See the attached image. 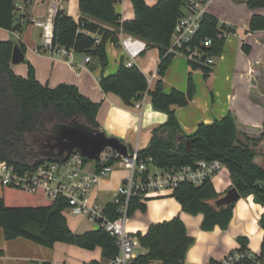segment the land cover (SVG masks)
I'll use <instances>...</instances> for the list:
<instances>
[{"label":"trees","instance_id":"16d2710c","mask_svg":"<svg viewBox=\"0 0 264 264\" xmlns=\"http://www.w3.org/2000/svg\"><path fill=\"white\" fill-rule=\"evenodd\" d=\"M118 1L78 0L80 17L77 22L63 9L57 10L53 18V45L92 55L102 69L107 66L104 44L108 39L118 42L120 32L145 40L147 48L156 47L160 60L156 67L158 78L152 87H148L147 77L136 64L127 66L124 61L114 74L101 73L99 77L100 89L118 95L125 105L134 107L146 93L152 107L166 113V121L151 129L147 145L138 150L139 156L153 158L152 164L162 170L195 166L201 159H220L230 173L231 186H235L241 195L252 193L255 201L264 204V147L260 146L264 139V124L255 134H247L237 129L233 115L227 113L211 124L200 123L192 135L183 134L174 107L183 106L192 98V71L200 69L204 76L210 75L212 67L206 65L202 57L197 62L184 53L190 66L186 92L174 88L169 93L162 91L165 70L177 54L170 50L171 39L184 0H158L151 6L144 0H130L134 11L131 20H122L114 10ZM246 4L249 8L264 7V0H246ZM248 24L252 32L264 31V16L254 14ZM21 26L16 0H0V28L17 31ZM200 26L190 48L198 46L205 54L217 56L224 43L217 33L234 31V28L219 25L217 18L207 12ZM96 37H99L98 42ZM205 37L212 42L209 47L201 42ZM12 47L11 40L0 42V161L13 164L22 171L42 162L34 152L32 142L37 135H47V126L53 122L65 124L72 118H80L90 127L99 128L96 121L99 104L82 95L73 84L62 83L52 88L42 85L34 78L31 66L25 77L17 76L10 64ZM19 48L25 49L20 42ZM244 49L248 50L247 45ZM172 190L184 212L202 215V230H211L215 226L225 229L229 224L234 203L217 208L213 201L219 194L210 179H204L200 185L181 182ZM106 206L114 208L110 203ZM65 207L64 200L51 201L41 189L30 193L14 185H1L0 228L4 239L25 237L49 248L63 242L86 250L99 249L101 260L117 253L114 238L100 228L82 234L71 231L62 213ZM127 207V215L137 207L145 209L139 193L129 199ZM258 220L264 233V213ZM136 236L144 251L137 255L134 264H186L185 253L193 242L186 234L184 223L176 216L155 222L144 234L138 232ZM238 241L244 247L247 244L246 237H238ZM98 262L93 261L94 264ZM41 264L50 263L44 261ZM204 264H220V261L209 259Z\"/></svg>","mask_w":264,"mask_h":264},{"label":"crops","instance_id":"0c3cea01","mask_svg":"<svg viewBox=\"0 0 264 264\" xmlns=\"http://www.w3.org/2000/svg\"><path fill=\"white\" fill-rule=\"evenodd\" d=\"M144 1L151 6L158 0ZM206 1L205 11L215 16L219 25L233 27L234 31H230L224 38L220 53L214 57L209 76H204L200 69L191 72L194 93L187 104L174 107L177 123L183 134L189 136L195 133L200 123L211 124L231 113L239 131L255 134L264 124V31L252 32L248 23L254 14L264 16V7L249 8L246 0ZM62 3L64 12L77 22L80 17L78 0H62ZM16 4L21 29L0 28V42L11 40L13 46L19 47L20 42L25 47L23 60L16 65L12 64L13 72L25 77L31 66L34 78L42 85L50 88L62 83L75 85L82 95L99 104L96 121L101 130L108 136L126 142L128 150L135 145L139 149L144 148L151 129L166 121V113L154 109L146 93L139 107H131L125 105L118 95L105 93L99 86L101 73L114 74L120 62H126L127 56L120 40L128 34L120 32L116 43L110 39L105 42L107 66L102 69L92 55H89V61L83 62L84 54L72 52L69 56H62L42 47L41 31L31 20L33 17L43 19L47 15L49 0H31L27 3L16 0ZM114 10L121 15L122 20L134 17L130 0L118 1L114 4ZM140 40L146 44L145 40ZM246 45L247 51L244 49ZM159 60L158 49L148 47L133 59V63L149 79L150 74L156 71ZM189 71L188 59L183 54H175L165 70L162 91L169 93L174 88L181 93L186 92ZM155 76L149 81V88L158 78ZM260 146L264 147V139ZM226 172L229 173L227 169ZM124 174L123 169L119 173L113 171L100 180L93 190L95 198L98 196V187L104 188L110 184L117 187ZM210 182L219 195L232 184L226 173L212 177ZM112 191L104 203L111 200ZM172 192L171 189H163L149 194L141 201L145 207L142 216L138 215L140 217L126 222L127 230L144 234L149 225L155 222L179 217L185 225L186 234L193 238L185 253L186 264H204L209 259L220 261L226 252L240 245L238 237L247 238L248 249L260 247L263 229L258 218L264 213V204L255 201L252 193L243 197L240 194L235 200L230 222L225 229L215 226L211 230H202V215L184 212ZM67 218H75L77 222L80 218L73 215L66 217L67 225L74 231L75 228L68 224ZM100 259L99 249L86 250L75 244L57 242L49 248L25 237L7 241L0 228V264H41L44 261L50 264H87Z\"/></svg>","mask_w":264,"mask_h":264},{"label":"built area","instance_id":"2783aa9c","mask_svg":"<svg viewBox=\"0 0 264 264\" xmlns=\"http://www.w3.org/2000/svg\"><path fill=\"white\" fill-rule=\"evenodd\" d=\"M205 2L207 1L184 0L182 13L174 23L170 50L177 54L188 53L189 58L197 62L202 57L206 65L212 66L215 56L205 54L198 46L190 48L200 30V21L206 13ZM59 9H63L62 0H49L47 15L43 19L33 17L31 22L41 31L42 47L50 53L58 52L62 56H69L73 52L71 49L53 45V18ZM228 33L230 31H220L217 37L224 40ZM96 40L98 42L99 38ZM201 42L206 47L212 43L207 37ZM120 44L127 56V66L133 65V59L147 48L142 40L130 35L123 37ZM89 60L90 56L84 54L83 62ZM155 75L156 71L150 74L148 83L156 77ZM139 104L140 101L135 102L134 107H139ZM138 150L135 145L124 156L106 148L98 160L86 159L79 153H72L65 161L43 160L36 166L22 171L13 164L0 161V186L10 184L30 193L41 189L51 201L58 198L64 200L66 207L62 213L65 217L73 215L80 219L87 218L93 222L96 229L100 228L114 238L117 253L112 258L100 259L99 264H134L137 258L134 249L138 247L139 240L137 233L129 232L126 227L129 199L139 193L140 201H143L155 191L172 190L178 183L185 181L200 185L204 179H211L224 166L220 159H201L195 166L185 165L177 169L162 170L152 164L153 158L140 157ZM108 160H111V163L105 164ZM151 167L156 170L151 171ZM117 168L125 170V174L120 184L112 191L111 200L107 202L114 206L111 209L106 206L107 203L100 205L97 202L93 190L100 180ZM112 213H115V217H112ZM220 264H264V233L258 252L238 245L226 252L220 259Z\"/></svg>","mask_w":264,"mask_h":264},{"label":"water","instance_id":"95a60500","mask_svg":"<svg viewBox=\"0 0 264 264\" xmlns=\"http://www.w3.org/2000/svg\"><path fill=\"white\" fill-rule=\"evenodd\" d=\"M10 64L16 65L24 58V53L17 46L12 47ZM58 48H60L58 46ZM47 135H37L33 140V150L40 160L65 161L72 153H79L86 159L98 160L100 154L106 148L113 149L118 155H126L128 145L113 136H108L100 128L90 127L80 118H72L65 124H53L47 126ZM111 160L105 162L110 164ZM32 166V164H30ZM264 185V182H263ZM240 196L235 186H230L219 195L213 204L219 206L234 203Z\"/></svg>","mask_w":264,"mask_h":264},{"label":"rangeland","instance_id":"374dc122","mask_svg":"<svg viewBox=\"0 0 264 264\" xmlns=\"http://www.w3.org/2000/svg\"><path fill=\"white\" fill-rule=\"evenodd\" d=\"M154 169V167H151L150 170L152 171ZM120 170H122V168H117L114 170L115 173H119ZM221 173H226L227 174V177L230 178L231 180V177L229 175V173L226 172V169L224 166H222L218 172L216 174H214L212 177L218 175V174H221ZM211 177V178H212ZM114 184H110V185H107V186H104L103 187H98L97 189V192H98V196H97V202L101 205V204H104V201H106L107 199H109V197L111 196V191L114 190L116 187H113ZM244 195H242L243 197ZM143 211H145V209L143 210L141 207H137L136 210H134L130 215L127 216V220L126 222L128 223L130 220H132V218H137V217H140L142 216L143 214ZM140 215V216H138ZM67 221H68V224L71 226V227H74V231L76 233H84L86 231H89V230H92L94 228H96V226L93 224V222L89 221L87 218H82L80 219L78 222L75 221V218H72V219H68L67 218ZM143 250L142 247H140L138 245V247H136L134 249V252L136 254H139V252H141Z\"/></svg>","mask_w":264,"mask_h":264},{"label":"clouds","instance_id":"9594fccd","mask_svg":"<svg viewBox=\"0 0 264 264\" xmlns=\"http://www.w3.org/2000/svg\"><path fill=\"white\" fill-rule=\"evenodd\" d=\"M252 250L255 251V252H258L259 248L258 247H254Z\"/></svg>","mask_w":264,"mask_h":264}]
</instances>
